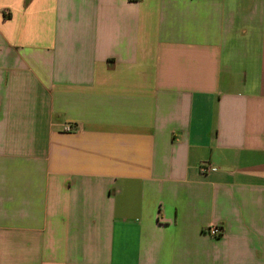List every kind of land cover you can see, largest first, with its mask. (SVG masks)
<instances>
[{
	"label": "crops",
	"instance_id": "crops-1",
	"mask_svg": "<svg viewBox=\"0 0 264 264\" xmlns=\"http://www.w3.org/2000/svg\"><path fill=\"white\" fill-rule=\"evenodd\" d=\"M0 264H264V0H0Z\"/></svg>",
	"mask_w": 264,
	"mask_h": 264
},
{
	"label": "built area",
	"instance_id": "built-area-1",
	"mask_svg": "<svg viewBox=\"0 0 264 264\" xmlns=\"http://www.w3.org/2000/svg\"><path fill=\"white\" fill-rule=\"evenodd\" d=\"M67 131H71V128H66ZM208 170V168L206 166H203L201 168V172H206ZM206 233L213 237V238H218L222 235V230L221 228H219L218 226H210L209 228H207Z\"/></svg>",
	"mask_w": 264,
	"mask_h": 264
}]
</instances>
